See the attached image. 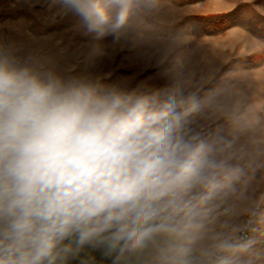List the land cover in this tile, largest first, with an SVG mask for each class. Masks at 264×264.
<instances>
[{
  "label": "clouds",
  "instance_id": "1",
  "mask_svg": "<svg viewBox=\"0 0 264 264\" xmlns=\"http://www.w3.org/2000/svg\"><path fill=\"white\" fill-rule=\"evenodd\" d=\"M71 3L92 27L108 19L101 0ZM222 167L170 108L0 64V264H54L71 236L104 234L132 248L159 240L156 264H193Z\"/></svg>",
  "mask_w": 264,
  "mask_h": 264
},
{
  "label": "rangeland",
  "instance_id": "2",
  "mask_svg": "<svg viewBox=\"0 0 264 264\" xmlns=\"http://www.w3.org/2000/svg\"><path fill=\"white\" fill-rule=\"evenodd\" d=\"M100 8L108 19L92 27L71 0H0V49L9 58L39 42L24 57L37 77L148 98L172 110L183 135L214 143L217 197L259 204L242 264H264V0H101Z\"/></svg>",
  "mask_w": 264,
  "mask_h": 264
},
{
  "label": "crops",
  "instance_id": "3",
  "mask_svg": "<svg viewBox=\"0 0 264 264\" xmlns=\"http://www.w3.org/2000/svg\"><path fill=\"white\" fill-rule=\"evenodd\" d=\"M38 43H28L25 46V50H19L15 47L9 50V59L15 64L17 69H27L34 74V66L27 63L24 57L29 53L32 55L33 52H26V50L38 49ZM35 67L38 68L40 65H35ZM209 203L200 209L198 217L200 227L193 233L195 250L206 254L210 253L214 243V237L209 231L207 219ZM241 217L238 216L237 218L239 222ZM156 242L160 243L159 240H156ZM95 244H100L101 252L90 250V247ZM231 250L226 252L225 259L220 264H242L244 262L247 257L244 250L229 254ZM155 256L156 247L153 241L148 242L143 247L132 248L123 243H115L107 234L97 236L84 244L78 243L77 236L73 235L57 249L54 256V264H156Z\"/></svg>",
  "mask_w": 264,
  "mask_h": 264
},
{
  "label": "built area",
  "instance_id": "4",
  "mask_svg": "<svg viewBox=\"0 0 264 264\" xmlns=\"http://www.w3.org/2000/svg\"><path fill=\"white\" fill-rule=\"evenodd\" d=\"M242 176L235 177V182L240 183ZM214 199L209 203L207 219L209 231L214 237V243L209 254L195 251L193 264H220L221 250L219 245L227 242L228 245L242 244V250L248 245H245V234L252 227L253 219L257 216V208L259 204L247 207L250 204L251 198L244 195L241 198L234 200H225L217 197V192ZM238 216H242L240 222ZM156 249L159 242L153 241ZM91 251L101 252L100 244H95L90 247Z\"/></svg>",
  "mask_w": 264,
  "mask_h": 264
},
{
  "label": "bare ground",
  "instance_id": "5",
  "mask_svg": "<svg viewBox=\"0 0 264 264\" xmlns=\"http://www.w3.org/2000/svg\"><path fill=\"white\" fill-rule=\"evenodd\" d=\"M0 53L2 54V56H0V57L4 58V59L2 58L3 61L5 60L9 67L17 69V67L12 64L11 60L5 54H3L1 49H0ZM256 224H257V220L254 217L252 227L250 229H248L247 234H245V245H247L248 242L250 241V239L252 238V234H253V231L256 227ZM230 249H242V244L229 245V247L226 250H224V252H221L220 263H222L224 261L225 254Z\"/></svg>",
  "mask_w": 264,
  "mask_h": 264
},
{
  "label": "water",
  "instance_id": "6",
  "mask_svg": "<svg viewBox=\"0 0 264 264\" xmlns=\"http://www.w3.org/2000/svg\"><path fill=\"white\" fill-rule=\"evenodd\" d=\"M255 177H257V175H255Z\"/></svg>",
  "mask_w": 264,
  "mask_h": 264
}]
</instances>
